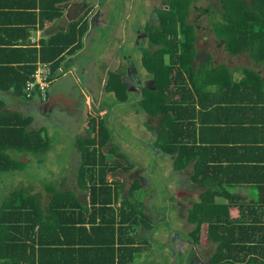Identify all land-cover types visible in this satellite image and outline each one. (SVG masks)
Listing matches in <instances>:
<instances>
[{"label": "trees", "instance_id": "trees-1", "mask_svg": "<svg viewBox=\"0 0 264 264\" xmlns=\"http://www.w3.org/2000/svg\"><path fill=\"white\" fill-rule=\"evenodd\" d=\"M71 1L78 0H41L43 19L61 17L63 4ZM232 1L235 0H165L163 7H154L157 15L149 29L144 23L137 26L139 32L147 34L146 42L142 47L134 45L125 50L133 54L142 80L151 79L153 86L132 85L129 90L122 79L126 75L123 57L120 68L113 69L107 81L121 84L125 96L132 88L145 93L139 112L148 114L149 130L156 137L145 145L174 156L177 171L186 169L192 190L182 192L181 201L188 211L187 223L193 225L187 235L195 244L212 249L211 264H264V0H238L241 6ZM36 3L11 0L6 6L14 7L13 14L35 15L32 8ZM89 29L87 10L69 23L67 30L44 41L41 62L51 64L52 76L67 54L85 47ZM217 50L226 57L219 60ZM30 52L35 54L32 60L36 62L38 51ZM36 68L33 64L1 66L0 73L5 70V74H16L13 85L18 95L32 99L35 96L27 97L25 88ZM112 96L120 99L117 90ZM108 111L107 106L104 116ZM12 115L23 119L19 113ZM104 116L89 112L90 136L84 144L83 139L79 143L83 162L78 180L88 190L87 208L116 212L112 204L118 198V218L124 230H156L148 200L140 192L136 196L138 180L130 182L126 190L135 164L126 151L114 145ZM153 117L157 118L155 124H151ZM22 122L19 127L12 119L5 125L13 128L5 131L10 140L0 142L2 170L15 168L2 150L36 149V138L43 141L39 149L46 147L39 133H27L32 120ZM246 190L254 191L255 196H249ZM196 195L198 202L194 200ZM218 197L227 202H218ZM65 201L82 208L79 199L71 194L58 195L52 206L64 209L56 205ZM5 204L0 213V232L14 234L17 240L21 226H33L39 200L17 193ZM232 208L239 210L237 218ZM99 217L84 220L96 224ZM151 246L147 239L137 240L136 236L125 240L122 263L130 264L136 254L148 252Z\"/></svg>", "mask_w": 264, "mask_h": 264}, {"label": "crops", "instance_id": "crops-1", "mask_svg": "<svg viewBox=\"0 0 264 264\" xmlns=\"http://www.w3.org/2000/svg\"><path fill=\"white\" fill-rule=\"evenodd\" d=\"M36 2V8H32L35 9L32 10L35 15H23L19 12L13 14L14 7L6 6L11 0H0V67L37 65L41 62L40 53L44 41L59 31L67 30L69 23L78 20L87 10L91 17L93 7L91 0L71 1L63 4L61 17L45 20L39 10L41 0ZM98 2L100 1L96 3L99 4ZM95 12L94 18L93 15L90 18V29L85 36L86 47L93 37L95 40L99 39L98 30L107 23V21L104 23L105 18L102 17L101 11ZM86 47L65 56L62 65L54 73L46 100L40 96L32 99L19 96L17 88L13 85L17 75L13 72L5 74V70L0 73V142L10 140L5 131L8 132L13 127L5 125H9L12 119L16 120L19 127L23 126L22 121L30 119L32 122L27 133H39L46 143L45 148L39 149L43 141L36 138L33 143L36 149L16 147L2 150L7 160L14 162L15 168L10 171L0 169V213L4 210L5 203L17 193L39 200V206L31 223L33 226L31 228L21 226L22 229L16 235L18 241L13 238L14 234L0 232V264H123L125 240L132 236H136L137 240L147 239L152 244L151 248L153 247L150 235L153 232L154 236L155 230H143L142 233H138L122 228L123 225L119 223L118 218V198H115L112 204L116 207V212L101 207L96 210L87 208L88 190L81 186L78 180L83 162L81 150L78 147V154L64 153L58 149V144L54 146L52 142L55 127L57 128L55 121L68 123V126L76 130L77 145L79 140H86L90 136L87 124L91 109L84 101L86 99L98 101V98L93 94V89L90 94L83 84L85 65L81 60L86 57L84 56ZM34 50L38 51L36 62L32 60L35 54L30 52ZM113 57L116 58L117 55ZM106 111L105 107L103 116L106 115ZM15 113L21 114L23 119L14 117L12 114ZM72 114H76L75 118L81 120V125L80 122H71ZM121 120L124 121V116H121ZM78 125L80 126L77 127ZM66 132H69V128ZM25 173L30 178L55 177L66 181L55 182V185H51L50 190H46L40 198L30 192L19 190L18 186L8 185V176L21 177ZM138 176L136 173L135 178ZM186 181L188 182L187 179ZM183 183L185 184V181H180L181 190L189 189L184 187ZM128 187L129 185L126 190ZM124 192L120 195L121 201L125 197ZM67 194L79 199L82 208L66 201L56 205L64 209L52 206L55 197ZM96 215H100L96 224L84 220ZM115 216L116 221L113 222ZM46 243H51V246H46ZM145 253L136 254L130 264H149Z\"/></svg>", "mask_w": 264, "mask_h": 264}, {"label": "rangeland", "instance_id": "rangeland-1", "mask_svg": "<svg viewBox=\"0 0 264 264\" xmlns=\"http://www.w3.org/2000/svg\"><path fill=\"white\" fill-rule=\"evenodd\" d=\"M91 1L93 4L91 17L93 15L94 18L95 11H101L102 17L105 18L104 23L106 21L107 23L98 30L99 39L95 40L93 37L88 47L85 46L84 56L86 55V57L81 60L85 65L83 84L88 93L91 94V90H94L93 94L98 98V101L93 102V100L86 99L84 102L89 104L92 112L96 113H102L105 105L106 108L107 106L110 108L109 117L104 116V118L111 131L113 143L123 153L127 152L135 164V172L133 171L129 177L130 182L138 180L139 188L136 196H139L140 192L142 198L145 201L148 200L157 226L154 236L153 232L150 235L153 247L144 255H146L149 264H211L212 249L195 244L193 239L187 235L193 225L187 223L188 211L181 201L184 199L181 195L182 192L189 193L190 191L181 190L180 187V181H185L183 186L192 190L191 184L186 181L187 177L182 179V176L187 175L186 169L182 172L177 171L174 156L170 153L162 154L152 146L145 145L153 143L156 139L149 130L148 114L139 112L142 111L141 102L146 99L145 93L140 89L132 88L130 92H126L125 96L124 87L121 84H112L107 81L109 74L114 72L112 70L116 69V66L120 68L121 58L125 54L124 48L127 47L129 50L134 48L136 40L134 29H137L140 23L146 24L149 29L153 22L150 17L152 9L163 7L165 0H109V3L104 2L106 0H101L98 2L99 4L96 3L98 0ZM233 2L236 6H241L238 0L231 3ZM134 54L137 57V54ZM116 55V58L113 57ZM216 55L219 60L226 57L218 50ZM120 73L118 74L120 75ZM122 79L130 90L133 85L131 79L125 74ZM116 90L120 94L118 97L123 101L112 96L115 95ZM121 116H124V121L121 120ZM75 117L76 114H72L71 122H80L81 125V120ZM156 121L157 118L153 117L151 124H155ZM55 122L57 128L55 127L52 139L54 146L58 144V149L61 152L78 154L79 145L76 144V137H78L76 130L72 126H68V123ZM67 128H69V132H66ZM81 141L84 144V139ZM27 173L29 174V172ZM136 173L137 176L139 175V179L135 178ZM22 176H8V185L18 186L19 190L30 192L40 198L46 190H50L51 185H55V182L66 181V179L55 177L30 178L26 173ZM246 193L251 197L255 196L254 191L246 190ZM194 200L195 202L199 201L198 195ZM218 201L227 202L224 198H218ZM232 215L237 218L239 210L233 208Z\"/></svg>", "mask_w": 264, "mask_h": 264}, {"label": "built area", "instance_id": "built-area-1", "mask_svg": "<svg viewBox=\"0 0 264 264\" xmlns=\"http://www.w3.org/2000/svg\"><path fill=\"white\" fill-rule=\"evenodd\" d=\"M53 70L48 62H39L32 78L27 82L25 92L27 97L40 96L43 100L48 99Z\"/></svg>", "mask_w": 264, "mask_h": 264}, {"label": "flooded vegetation", "instance_id": "flooded-vegetation-1", "mask_svg": "<svg viewBox=\"0 0 264 264\" xmlns=\"http://www.w3.org/2000/svg\"><path fill=\"white\" fill-rule=\"evenodd\" d=\"M156 9L153 8L150 14L152 20L156 17ZM143 31V26L140 27ZM147 34L144 32H139V28L136 29V41L135 45L142 47L146 42ZM127 51V47L124 48ZM132 53H125L122 57L125 60L124 69L126 70V75L131 79L134 86L144 87V86H153V81L151 79L141 78V73L137 70V67L134 63V57Z\"/></svg>", "mask_w": 264, "mask_h": 264}]
</instances>
